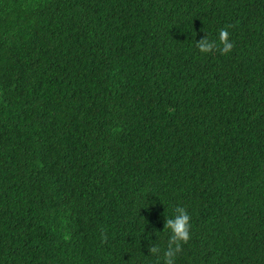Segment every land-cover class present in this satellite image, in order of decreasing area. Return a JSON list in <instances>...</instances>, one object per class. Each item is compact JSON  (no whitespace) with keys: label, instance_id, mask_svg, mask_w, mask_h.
Wrapping results in <instances>:
<instances>
[{"label":"trees","instance_id":"trees-1","mask_svg":"<svg viewBox=\"0 0 264 264\" xmlns=\"http://www.w3.org/2000/svg\"><path fill=\"white\" fill-rule=\"evenodd\" d=\"M177 207L264 264V0H0V264H164Z\"/></svg>","mask_w":264,"mask_h":264},{"label":"clouds","instance_id":"clouds-1","mask_svg":"<svg viewBox=\"0 0 264 264\" xmlns=\"http://www.w3.org/2000/svg\"><path fill=\"white\" fill-rule=\"evenodd\" d=\"M219 41L223 45L220 49L222 54H227L231 51L233 44L229 40V33L227 30L222 29L219 33ZM198 49L201 53H209L216 46L215 41H209L204 39L198 44ZM166 227L170 232L169 238V249L164 253V264H175V254L181 251V246L188 242L190 239V217L187 211L182 207H177L175 209V215L167 219ZM153 253L158 251V249H152Z\"/></svg>","mask_w":264,"mask_h":264}]
</instances>
